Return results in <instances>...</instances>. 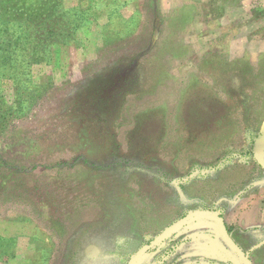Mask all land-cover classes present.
Returning <instances> with one entry per match:
<instances>
[{"label":"rangeland","instance_id":"374dc122","mask_svg":"<svg viewBox=\"0 0 264 264\" xmlns=\"http://www.w3.org/2000/svg\"><path fill=\"white\" fill-rule=\"evenodd\" d=\"M0 111V264H264V0H0Z\"/></svg>","mask_w":264,"mask_h":264},{"label":"water","instance_id":"95a60500","mask_svg":"<svg viewBox=\"0 0 264 264\" xmlns=\"http://www.w3.org/2000/svg\"><path fill=\"white\" fill-rule=\"evenodd\" d=\"M254 158L258 162V164L264 168V135L258 137L255 140V150H254ZM173 230V227L170 226L166 230H164L161 234H159L154 240L151 241L150 245H154L165 239ZM220 232L225 240V242L234 250L239 256L243 257V251L238 247V245L234 242V240L229 236L227 229L223 222L220 221ZM150 245L142 246L136 254L129 260L127 264H134L140 256L146 252Z\"/></svg>","mask_w":264,"mask_h":264},{"label":"trees","instance_id":"16d2710c","mask_svg":"<svg viewBox=\"0 0 264 264\" xmlns=\"http://www.w3.org/2000/svg\"><path fill=\"white\" fill-rule=\"evenodd\" d=\"M35 47L33 46L32 48H29L30 50L34 49ZM34 52L36 50H33ZM1 112V111H0ZM9 113H11V109L9 110ZM9 116V115H8ZM8 116H5L3 114L2 116V121H0V131L1 130H6L7 129V125L5 123V119H7ZM264 135V132L261 134V136ZM260 136V135H259ZM201 215H214L218 218L219 221L222 220V217L220 214H218L217 212H213L209 209H197V210H193L190 213L181 216L175 223H173L171 226L173 227L172 233L176 230H178L179 228H181L183 225L191 222L193 219L201 216ZM157 245V244H156ZM155 245H150V249L153 248ZM242 260L245 264H252L250 259L244 254V256L242 257Z\"/></svg>","mask_w":264,"mask_h":264},{"label":"crops","instance_id":"0c3cea01","mask_svg":"<svg viewBox=\"0 0 264 264\" xmlns=\"http://www.w3.org/2000/svg\"><path fill=\"white\" fill-rule=\"evenodd\" d=\"M249 199H252L251 214L246 213L245 215L244 213L245 221L248 222L252 219L254 221L253 225H261L264 223V187L262 186L257 191H254Z\"/></svg>","mask_w":264,"mask_h":264}]
</instances>
